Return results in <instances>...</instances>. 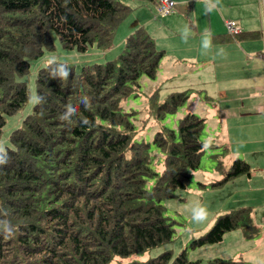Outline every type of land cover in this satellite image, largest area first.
Here are the masks:
<instances>
[{
    "label": "trees",
    "instance_id": "obj_1",
    "mask_svg": "<svg viewBox=\"0 0 264 264\" xmlns=\"http://www.w3.org/2000/svg\"><path fill=\"white\" fill-rule=\"evenodd\" d=\"M157 1V0H138ZM120 0H0V135L6 116L28 100L30 59L51 49L50 31L64 48L83 52L110 46L117 23L130 11ZM163 50L143 26L123 38L112 60L84 65L78 72L50 61L36 70L35 107L9 135L0 152V264H108L171 241L172 223L162 202L190 182L204 142V119L186 112L176 131L160 126L150 142L135 140L131 113L119 102L138 94V77L154 78ZM65 73L67 76L65 77ZM147 99L156 120L172 114L188 90ZM69 119H63L64 114ZM163 153L162 170L152 167L150 147ZM221 177L210 186L249 174L235 158L227 168L214 154ZM152 183L147 187V182ZM240 229L254 237L249 207L218 214L191 247L218 242ZM114 264H194L182 248L143 261Z\"/></svg>",
    "mask_w": 264,
    "mask_h": 264
},
{
    "label": "crops",
    "instance_id": "obj_2",
    "mask_svg": "<svg viewBox=\"0 0 264 264\" xmlns=\"http://www.w3.org/2000/svg\"><path fill=\"white\" fill-rule=\"evenodd\" d=\"M173 1L175 12L164 17L155 15L156 1H140L144 18L139 26L168 58L162 87L188 90L189 97L199 92L210 105L200 117L205 124L215 115L221 137L217 147L226 158L221 165L227 168L235 158L249 165L248 175L225 186L234 191L230 201L235 208H250L257 229L252 238L259 240V234L264 238V0ZM228 20L236 33L228 32ZM206 29L212 40L208 49L203 47L210 35ZM157 38L169 40L167 46L157 47Z\"/></svg>",
    "mask_w": 264,
    "mask_h": 264
},
{
    "label": "rangeland",
    "instance_id": "obj_3",
    "mask_svg": "<svg viewBox=\"0 0 264 264\" xmlns=\"http://www.w3.org/2000/svg\"><path fill=\"white\" fill-rule=\"evenodd\" d=\"M120 1L128 4L131 10L117 23L112 33L110 46L106 49H100L94 43L88 45L83 52H78L73 48H64L56 34L50 31L52 48L49 50L44 49L40 57L28 60V72L21 77L28 89V100L18 111L5 118V124L0 135V144L4 145V150L10 145L8 141L10 131L17 127L21 119L30 111L33 104L29 101H35L34 77L39 67L50 61H58L63 63L67 70L72 69L74 72H78L84 65L112 60L121 51L124 36L143 22L144 15L141 12L140 1ZM154 13L156 14V7ZM135 23L136 25H133ZM168 41L157 38L156 46H167ZM167 63L168 58L165 55L158 65L155 77L148 78L145 75H140L137 80L138 94H130L119 102L122 111L131 113L130 119L135 127V140L150 142L154 132L160 126L176 131L178 119L187 111L200 117L205 116L204 107H210L203 96L198 95L199 92H192L182 106L178 107L174 113L165 115L161 120H156L148 113L147 99L152 91L157 90V101H161L173 89V87H162L164 78H161V75L165 71ZM217 131L219 129L216 127V118L215 115H212L210 120L205 122L199 136L200 140L204 142V151L200 157L198 167L191 171L190 182L185 188L176 189L174 197L162 202L163 215L172 223L171 241L151 247L146 251L133 253L127 257L115 256L108 264L127 263L133 260L143 261L165 250H169L173 257L182 248L186 250L187 259L194 262V264L262 263L264 259V238L260 234L259 240L251 237L244 238L239 229H233L224 232L221 239L216 243L203 244L197 247H191L190 245L191 240L205 232L218 214H223L235 208L234 205L236 204V202L230 201L234 191L225 186L226 183L214 187L209 184L221 177L219 171L215 170L217 162L214 159V154H220L222 164L226 159L224 150L217 147L221 140V137L216 133ZM150 152L152 155L151 167L157 173H160L163 153L153 145L150 147ZM228 165H225V167ZM151 183L152 181L149 180L146 186L149 187ZM229 191L232 192L228 195ZM202 206L206 207L208 216L203 222L197 223L193 220L194 212Z\"/></svg>",
    "mask_w": 264,
    "mask_h": 264
},
{
    "label": "built area",
    "instance_id": "obj_4",
    "mask_svg": "<svg viewBox=\"0 0 264 264\" xmlns=\"http://www.w3.org/2000/svg\"><path fill=\"white\" fill-rule=\"evenodd\" d=\"M175 12V3L173 0H157L156 1V16L164 17ZM226 26L229 33H236L237 29L234 22L231 20L226 21Z\"/></svg>",
    "mask_w": 264,
    "mask_h": 264
},
{
    "label": "clouds",
    "instance_id": "obj_5",
    "mask_svg": "<svg viewBox=\"0 0 264 264\" xmlns=\"http://www.w3.org/2000/svg\"><path fill=\"white\" fill-rule=\"evenodd\" d=\"M205 32L210 33V31L208 29L205 30ZM203 47L205 49H208L210 47H212V40H211V33L209 35V37L205 38L203 41ZM221 53L223 52V48L221 47ZM65 77L67 76V73L64 74ZM30 103L33 104V106L35 107V101H29ZM70 115L69 114H64L63 119H69ZM4 151V145L0 144V152ZM208 216V212L206 207L202 206L200 207L198 210H196L194 212V216H193V220L197 223L203 222L204 220L207 219Z\"/></svg>",
    "mask_w": 264,
    "mask_h": 264
}]
</instances>
